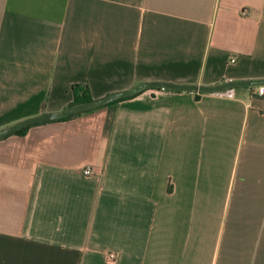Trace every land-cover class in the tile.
<instances>
[{
    "label": "crops",
    "instance_id": "0c3cea01",
    "mask_svg": "<svg viewBox=\"0 0 264 264\" xmlns=\"http://www.w3.org/2000/svg\"><path fill=\"white\" fill-rule=\"evenodd\" d=\"M262 76L264 0H0V128L75 82ZM256 90L150 87L1 137L0 264H264Z\"/></svg>",
    "mask_w": 264,
    "mask_h": 264
},
{
    "label": "water",
    "instance_id": "95a60500",
    "mask_svg": "<svg viewBox=\"0 0 264 264\" xmlns=\"http://www.w3.org/2000/svg\"><path fill=\"white\" fill-rule=\"evenodd\" d=\"M264 85V76L253 78H233L224 79L214 83H186L176 82L169 80H145L141 81L128 88L120 89L110 92L104 96L93 98L88 101H79L69 104L63 109L57 111H46L39 114L27 116L12 124L0 128V138L15 133L19 129L44 121H50L54 119H60L72 116L84 110L98 108L104 105H108L122 97L134 95L144 89L150 87H163L178 90H191L201 93L217 92L228 88H235L238 86H256Z\"/></svg>",
    "mask_w": 264,
    "mask_h": 264
},
{
    "label": "trees",
    "instance_id": "16d2710c",
    "mask_svg": "<svg viewBox=\"0 0 264 264\" xmlns=\"http://www.w3.org/2000/svg\"><path fill=\"white\" fill-rule=\"evenodd\" d=\"M72 88H73L74 95H75L74 101L72 103L79 102V101H88V100H92L94 98L93 95H92V92H91V89H90V85H89L88 82H75V83L72 84ZM131 96H133V95L126 96V97H131ZM126 97H122L120 99H123V98H126ZM89 110H92V109H89ZM89 110H84V111H89ZM84 111H81L79 113H82ZM79 113H77V114H79ZM72 116H69V117H72ZM65 118H68V117H65ZM60 119H64V118H60ZM38 123H41V122H38ZM30 126L31 125L23 127L21 129H19L18 131H16L15 133H25Z\"/></svg>",
    "mask_w": 264,
    "mask_h": 264
},
{
    "label": "built area",
    "instance_id": "2783aa9c",
    "mask_svg": "<svg viewBox=\"0 0 264 264\" xmlns=\"http://www.w3.org/2000/svg\"><path fill=\"white\" fill-rule=\"evenodd\" d=\"M242 12L246 13L247 12L246 8H243ZM256 88H257L256 93L258 95L264 96V85H256ZM233 89L234 88H228V89H224L222 91L227 92L228 94H233L234 93ZM93 171H94V169H93V166L91 164H88L84 167V173H86V174H91ZM108 256L110 259H115L117 254L115 251H110Z\"/></svg>",
    "mask_w": 264,
    "mask_h": 264
}]
</instances>
